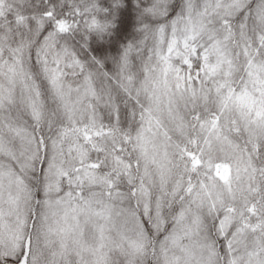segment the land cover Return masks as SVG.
<instances>
[{"label":"snow or ice","instance_id":"6c2138e0","mask_svg":"<svg viewBox=\"0 0 264 264\" xmlns=\"http://www.w3.org/2000/svg\"><path fill=\"white\" fill-rule=\"evenodd\" d=\"M0 264H264V0H0Z\"/></svg>","mask_w":264,"mask_h":264}]
</instances>
